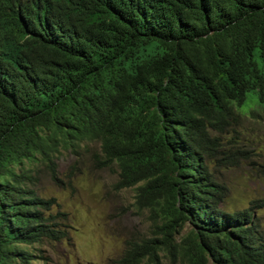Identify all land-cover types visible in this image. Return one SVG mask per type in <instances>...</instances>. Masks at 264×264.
Masks as SVG:
<instances>
[{
	"label": "trees",
	"instance_id": "obj_1",
	"mask_svg": "<svg viewBox=\"0 0 264 264\" xmlns=\"http://www.w3.org/2000/svg\"><path fill=\"white\" fill-rule=\"evenodd\" d=\"M243 115L264 121V0H0V264L60 239L15 169L86 143L162 212L123 263L264 264L253 211L227 210L214 175Z\"/></svg>",
	"mask_w": 264,
	"mask_h": 264
},
{
	"label": "rangeland",
	"instance_id": "obj_2",
	"mask_svg": "<svg viewBox=\"0 0 264 264\" xmlns=\"http://www.w3.org/2000/svg\"><path fill=\"white\" fill-rule=\"evenodd\" d=\"M236 144L230 164L215 162V179L227 194L226 209H251L264 240V121L243 115L224 138ZM96 155V156H94ZM98 148L91 143L58 147L52 163L38 160L16 168L28 190L49 202L46 216L60 230L59 240L43 239L20 245L29 263L13 264H125L128 243L153 237L163 221L159 206H139L134 188H120L117 170L104 168ZM190 228L180 229L181 237ZM140 264H175L167 255Z\"/></svg>",
	"mask_w": 264,
	"mask_h": 264
}]
</instances>
